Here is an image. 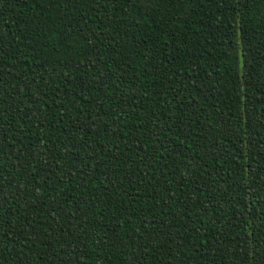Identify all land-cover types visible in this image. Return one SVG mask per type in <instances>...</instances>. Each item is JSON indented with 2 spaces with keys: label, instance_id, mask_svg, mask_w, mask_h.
Here are the masks:
<instances>
[{
  "label": "trees",
  "instance_id": "16d2710c",
  "mask_svg": "<svg viewBox=\"0 0 264 264\" xmlns=\"http://www.w3.org/2000/svg\"><path fill=\"white\" fill-rule=\"evenodd\" d=\"M0 264H264V0H0Z\"/></svg>",
  "mask_w": 264,
  "mask_h": 264
}]
</instances>
